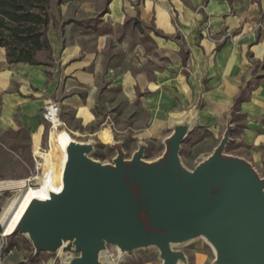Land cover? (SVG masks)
I'll list each match as a JSON object with an SVG mask.
<instances>
[{
  "label": "crops",
  "instance_id": "crops-1",
  "mask_svg": "<svg viewBox=\"0 0 264 264\" xmlns=\"http://www.w3.org/2000/svg\"><path fill=\"white\" fill-rule=\"evenodd\" d=\"M50 14L48 64H9L0 47V138L24 129L33 148L50 103L65 126L128 114L143 144L186 125L216 148L230 125L226 148L264 176V0H68Z\"/></svg>",
  "mask_w": 264,
  "mask_h": 264
},
{
  "label": "water",
  "instance_id": "water-1",
  "mask_svg": "<svg viewBox=\"0 0 264 264\" xmlns=\"http://www.w3.org/2000/svg\"><path fill=\"white\" fill-rule=\"evenodd\" d=\"M188 130L174 127L154 162L143 160L142 143L130 159L112 144L113 163L101 164L89 157L92 143L72 142L62 190L33 200L15 233L36 252L62 251L68 264H110L108 246L119 258L154 247L162 264H185L172 246L199 237L214 248V264H264V176L225 153L230 125L208 158L185 169L179 151Z\"/></svg>",
  "mask_w": 264,
  "mask_h": 264
},
{
  "label": "rangeland",
  "instance_id": "rangeland-1",
  "mask_svg": "<svg viewBox=\"0 0 264 264\" xmlns=\"http://www.w3.org/2000/svg\"><path fill=\"white\" fill-rule=\"evenodd\" d=\"M54 7L55 1H53L50 6V12H54ZM52 58L50 52H39L36 55V60L43 64H48L52 61ZM104 110V118L96 124L87 127L74 124L72 116H66L65 123L67 130L72 134L73 140L80 143H92L94 149L89 154V157L101 164H112L117 155L116 149L114 147L110 148L109 146L111 140L113 144H120L124 151L125 158L130 159L138 150L139 144L141 143L134 137V132L128 129L132 125L129 115L118 113L115 119L111 117V120H105V116L109 115L110 112H107L106 109ZM114 110L116 111V109ZM120 115L123 116L122 120L118 119ZM48 131L49 126L43 122L39 127L37 135L33 136L34 145L40 146V139L44 136L41 146H47ZM143 145V160L146 162L158 160L165 150L162 140L145 141ZM215 146L216 141L205 131L194 132L190 136H187L181 143L179 151V158L182 166L192 171L199 163L213 153ZM52 148L55 154L58 155L59 152L55 147L53 146ZM31 151L30 132L24 129L6 132L3 137L0 138V181L29 178L33 174L36 175L41 172L35 169L31 158ZM225 153L236 156V153L229 147L225 148ZM56 159L57 160L53 161L51 176L49 178V183L53 186L56 185L55 187L60 185L59 176H61L63 167L61 156H56ZM256 171L258 172V170ZM258 174L261 176L260 172H258ZM19 195V191H5L0 194V264H68V261L63 257L62 251H57L55 253L43 251L36 252L27 235L15 233L11 236H2L3 226L1 225V220L11 213ZM107 248L108 255L104 260L110 264H115L122 259L130 260L132 258L136 259L138 262L159 261V252L154 247L138 249L133 252L132 256L125 254L121 258L118 257L115 247L108 246ZM172 249L184 253L187 260L185 264H214L216 258L214 248L203 237L193 239L184 244L173 245ZM72 258H74V255Z\"/></svg>",
  "mask_w": 264,
  "mask_h": 264
},
{
  "label": "trees",
  "instance_id": "trees-1",
  "mask_svg": "<svg viewBox=\"0 0 264 264\" xmlns=\"http://www.w3.org/2000/svg\"><path fill=\"white\" fill-rule=\"evenodd\" d=\"M68 0H0V47L9 64L46 65L36 60L39 52H50L47 36L54 22L50 6Z\"/></svg>",
  "mask_w": 264,
  "mask_h": 264
},
{
  "label": "bare ground",
  "instance_id": "bare-ground-1",
  "mask_svg": "<svg viewBox=\"0 0 264 264\" xmlns=\"http://www.w3.org/2000/svg\"><path fill=\"white\" fill-rule=\"evenodd\" d=\"M47 124L49 126V131L47 134V146L45 151L41 152L39 151V146H33V151L41 159V172L36 175L33 174L29 178L0 181V194L5 191L20 192L11 213L1 220V225L3 226L2 236L4 237L15 234L17 226L20 224L26 210L33 200H49L52 193H59L63 188V175L68 158L67 149L75 140L72 139V134L67 130L65 124L59 117L53 118L51 122ZM112 144L113 141L111 140L109 144L110 148ZM53 146L59 152L58 155L61 156V162H63L61 176H59L60 185L57 187L49 183L53 161L57 160L56 156H58L55 154L52 148ZM115 250L118 251L117 248H115Z\"/></svg>",
  "mask_w": 264,
  "mask_h": 264
},
{
  "label": "built area",
  "instance_id": "built-area-1",
  "mask_svg": "<svg viewBox=\"0 0 264 264\" xmlns=\"http://www.w3.org/2000/svg\"><path fill=\"white\" fill-rule=\"evenodd\" d=\"M59 116H60V107H59L58 103H50V104L45 105L42 109V112H41V118H42L44 124L51 122V120L53 118L59 117ZM45 147H46V145L44 147H42L40 144L39 151L44 152ZM31 158H32V161L34 163L35 169L37 171H39L41 169V167H40L41 166L40 165L41 159L37 154H35V152L33 151V148L31 151Z\"/></svg>",
  "mask_w": 264,
  "mask_h": 264
}]
</instances>
